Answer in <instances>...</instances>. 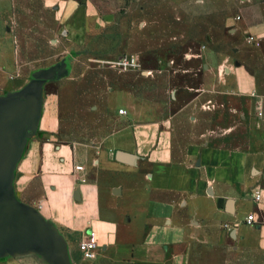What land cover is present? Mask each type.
<instances>
[{
	"label": "crops",
	"instance_id": "0c3cea01",
	"mask_svg": "<svg viewBox=\"0 0 264 264\" xmlns=\"http://www.w3.org/2000/svg\"><path fill=\"white\" fill-rule=\"evenodd\" d=\"M64 2L69 53L59 62L69 58L63 63L67 74L71 59L80 57L71 54L74 49L118 51L112 37L89 34L91 22L104 27L110 14L101 16L89 1ZM253 29L263 32L264 24ZM230 71L222 81H231V90L200 88L168 114L165 105L116 92L109 107L119 127L85 148L58 142L60 120L44 111L38 126L46 139L39 133L26 140L13 179L16 197L53 224L69 258L90 233L98 243L92 260L111 264H190L196 243L219 250L232 245L264 257V123L252 95L257 80L244 66ZM206 107L229 123L228 133L197 127L182 132L175 115H189L198 126V112ZM239 129L245 132L244 147L232 144ZM119 150L131 161L119 160ZM120 198L130 203L129 214L113 205ZM250 214L253 222H247ZM11 256H1L0 264H16L7 259Z\"/></svg>",
	"mask_w": 264,
	"mask_h": 264
},
{
	"label": "rangeland",
	"instance_id": "374dc122",
	"mask_svg": "<svg viewBox=\"0 0 264 264\" xmlns=\"http://www.w3.org/2000/svg\"><path fill=\"white\" fill-rule=\"evenodd\" d=\"M64 1L7 0L0 5V98L32 86L40 119L48 110L60 120L58 142L85 148L118 128V115L109 107L118 91L158 108L165 105L168 114L200 88L215 93L231 90V81L223 85L222 77L238 66L256 76L252 95L264 123V31L253 29L264 24V0H75L93 3L101 16L111 15L99 29L91 22L89 34L112 37L118 51L107 55L74 49L71 54L80 57L71 59L68 74L63 63L69 58L59 62L69 53L62 25ZM124 56H135L139 66L121 67L118 60ZM59 67L62 73H53ZM37 76L45 77L36 82ZM213 112L209 107L200 110L198 126L189 115L175 117L185 133L194 127L228 133L229 123ZM39 133L46 139L39 126L31 135ZM244 135L243 129L234 131L233 146L244 147ZM113 205L130 213L125 198ZM72 256L65 257L64 264H111L85 259L79 250ZM10 258L16 264H54L38 247H22ZM190 264H264V257L232 245L219 250L196 243Z\"/></svg>",
	"mask_w": 264,
	"mask_h": 264
},
{
	"label": "water",
	"instance_id": "95a60500",
	"mask_svg": "<svg viewBox=\"0 0 264 264\" xmlns=\"http://www.w3.org/2000/svg\"><path fill=\"white\" fill-rule=\"evenodd\" d=\"M44 77L37 76L36 82ZM31 87L0 98V257L30 246L45 249L54 264H64V245L53 224L35 207L18 200L14 192L18 160L41 117L38 97L31 93ZM116 156L121 161L132 159L121 150Z\"/></svg>",
	"mask_w": 264,
	"mask_h": 264
},
{
	"label": "built area",
	"instance_id": "2783aa9c",
	"mask_svg": "<svg viewBox=\"0 0 264 264\" xmlns=\"http://www.w3.org/2000/svg\"><path fill=\"white\" fill-rule=\"evenodd\" d=\"M118 64L125 69H135L139 66L138 60L135 56H124L118 60ZM121 112H126L121 109ZM83 167L80 165L76 166V169H82ZM255 199H261V192L257 191L255 194ZM254 215L250 214L247 218V222H253ZM98 243L95 240V237L92 233L87 234L82 240L79 242V250L85 259H94L97 255Z\"/></svg>",
	"mask_w": 264,
	"mask_h": 264
}]
</instances>
